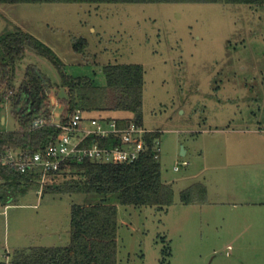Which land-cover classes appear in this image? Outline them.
Here are the masks:
<instances>
[{
	"label": "rangeland",
	"instance_id": "374dc122",
	"mask_svg": "<svg viewBox=\"0 0 264 264\" xmlns=\"http://www.w3.org/2000/svg\"><path fill=\"white\" fill-rule=\"evenodd\" d=\"M19 30L51 48L65 73L98 86L107 85V65L145 69L142 127L161 133L162 180L175 204L126 206L111 197L119 264H264L263 6L0 3V38ZM81 39L83 54L74 50ZM31 66L61 84L59 68L28 51L16 65L15 93ZM67 94L54 88L52 121L64 118ZM3 109V130L17 131L12 103ZM90 115L133 120L124 112ZM39 181L8 205L0 200V263L27 248L68 246L73 204L102 199L59 194ZM198 184L207 201L183 204L181 193Z\"/></svg>",
	"mask_w": 264,
	"mask_h": 264
},
{
	"label": "trees",
	"instance_id": "16d2710c",
	"mask_svg": "<svg viewBox=\"0 0 264 264\" xmlns=\"http://www.w3.org/2000/svg\"><path fill=\"white\" fill-rule=\"evenodd\" d=\"M2 4H238L263 6L264 0H0ZM84 39L74 42L76 53L83 54ZM0 200L8 205L15 197L32 187L40 188L41 173L22 174L13 164L6 163L8 153L34 155L52 146L60 130L50 123L36 128L39 118L51 120L50 96L54 88L67 90L63 122L78 109L90 115L103 112H124L133 120L117 119L120 127L128 122L143 125L145 69L137 64H110L104 67L107 85L98 86L88 76H71L54 51L29 33L19 30L0 38ZM28 51L49 58L61 71V84L54 87L35 66L27 69L25 79L15 93V69ZM12 92V94H11ZM11 94V95H9ZM12 103L19 128L3 130V103ZM116 119V118H115ZM160 132L146 135L150 151L131 165L103 164L86 159L69 160L57 172L47 176L50 189L59 194L98 195L95 203L73 204L71 242L66 247H32L17 251L10 264H119L117 198L126 206H150L166 209L175 204L173 186L162 180L161 159L155 158L154 142ZM108 140L101 141L107 145ZM59 181V180H61ZM59 181V182H58ZM51 184V185H50ZM208 190L194 185L181 193L185 205L204 203ZM0 264H7L2 262Z\"/></svg>",
	"mask_w": 264,
	"mask_h": 264
},
{
	"label": "built area",
	"instance_id": "2783aa9c",
	"mask_svg": "<svg viewBox=\"0 0 264 264\" xmlns=\"http://www.w3.org/2000/svg\"><path fill=\"white\" fill-rule=\"evenodd\" d=\"M48 123L60 130L52 146L31 156L10 152L5 159L6 163L13 164L22 174L29 171L41 173L43 181H46L49 173L59 171L61 165L69 160L82 162L89 159L113 165L134 164L150 151L146 135L157 132L148 131L133 121L120 127L117 119L101 116L92 118L81 109L73 112L66 122L39 118L34 126L40 128ZM105 140L109 143L101 145V141ZM152 150L155 158L161 159L160 139L155 140ZM183 165L187 166L188 163ZM179 170L177 166L175 171Z\"/></svg>",
	"mask_w": 264,
	"mask_h": 264
},
{
	"label": "water",
	"instance_id": "95a60500",
	"mask_svg": "<svg viewBox=\"0 0 264 264\" xmlns=\"http://www.w3.org/2000/svg\"><path fill=\"white\" fill-rule=\"evenodd\" d=\"M2 120H3V124H5V122H6V115L5 114H3ZM185 154H186V151L183 149V155H185Z\"/></svg>",
	"mask_w": 264,
	"mask_h": 264
},
{
	"label": "crops",
	"instance_id": "0c3cea01",
	"mask_svg": "<svg viewBox=\"0 0 264 264\" xmlns=\"http://www.w3.org/2000/svg\"><path fill=\"white\" fill-rule=\"evenodd\" d=\"M26 33H28V32H26ZM89 117L91 116V115H88ZM59 119V118H58ZM6 124H7V119H6V122H5ZM207 188V187H206ZM208 190V189H207Z\"/></svg>",
	"mask_w": 264,
	"mask_h": 264
}]
</instances>
